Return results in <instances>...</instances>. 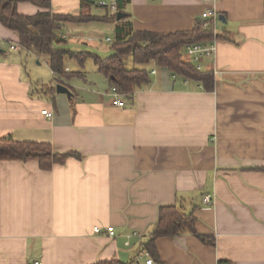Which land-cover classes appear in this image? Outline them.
I'll list each match as a JSON object with an SVG mask.
<instances>
[{
  "label": "crops",
  "instance_id": "0c3cea01",
  "mask_svg": "<svg viewBox=\"0 0 264 264\" xmlns=\"http://www.w3.org/2000/svg\"><path fill=\"white\" fill-rule=\"evenodd\" d=\"M51 4L54 14L105 18L63 24L65 44L90 49L112 43L104 32L116 37L127 23L176 33L192 31L206 11L223 16L216 53L200 62L214 72L215 91L151 63V84L122 95L119 107L97 66L92 76L59 80L47 58L23 50L0 23V137L75 155L49 171L35 161L0 162V264H147L160 209L181 201L196 208L197 232L215 244L190 234L159 239L162 264H264V0H130L123 14L132 17L116 22L99 2ZM18 11L44 10L21 3ZM28 55L49 68L47 83L39 71L29 75ZM36 82L54 91L33 95Z\"/></svg>",
  "mask_w": 264,
  "mask_h": 264
},
{
  "label": "trees",
  "instance_id": "16d2710c",
  "mask_svg": "<svg viewBox=\"0 0 264 264\" xmlns=\"http://www.w3.org/2000/svg\"><path fill=\"white\" fill-rule=\"evenodd\" d=\"M87 5L104 0H82ZM116 12L107 21H117V14L124 13L130 0H115ZM21 3H31L41 9L33 16L22 15L18 11ZM100 5V4H99ZM51 0H0V23L7 29L16 32L20 38V46L38 57L49 60V66L57 79H71L82 73L67 72V58L77 59L81 63L91 56L99 73L104 75L122 95L132 98L134 93L151 84L148 66L168 69L175 76L199 83L209 93L215 91V75L212 71L199 70L198 66L186 61L184 51L187 46L211 44L220 38L215 35L214 26L204 28L205 22L198 20L192 31L176 33H154L135 31L131 23L117 28L116 37L111 43L112 55L107 58L88 52H72L64 47L65 37L62 35L64 23L102 22L103 17L71 14H54L50 12ZM103 8L102 6H100ZM108 8V7H105ZM128 18L132 16L126 15ZM121 22V21H120ZM33 95L51 93L50 84L36 82ZM73 154L57 155L50 144L19 142L13 137H0V162L35 161L43 171H49L56 164H64ZM195 207L188 211L184 201L175 206L162 207L159 222L150 232V239L145 250L162 264L156 248V242L162 238H175L190 234L205 244H215L213 237L203 236L197 232ZM212 239V241L209 240ZM97 264H120L119 262H101Z\"/></svg>",
  "mask_w": 264,
  "mask_h": 264
},
{
  "label": "built area",
  "instance_id": "2783aa9c",
  "mask_svg": "<svg viewBox=\"0 0 264 264\" xmlns=\"http://www.w3.org/2000/svg\"><path fill=\"white\" fill-rule=\"evenodd\" d=\"M100 6L102 7H108L112 11H116V2L115 0L109 2L106 1H101L99 2ZM201 20L205 22L204 28H208L211 26V22L213 23L214 26V33L215 35L217 34V23L219 22V17L217 13L211 12V11H206L205 13L202 14ZM108 42H111L110 39H107ZM216 42H213L211 44H197V45H190L185 48L184 51V58L186 61L192 62L198 66L199 70H202L203 67L200 65L201 59L206 58V59H211L214 57L216 53ZM12 50H18L15 46L11 47ZM155 73V72H154ZM112 95L115 99V104L119 107H123L125 104L122 101L121 97L122 94L121 92L116 88H112ZM42 115L48 116V117H53V113L45 110L42 112ZM204 202L206 205H211L213 204V200L211 196H206L204 199ZM97 233H101L100 229H96ZM107 233L109 236L113 237L115 235V230L113 227L107 228ZM145 256L148 258L147 264H154V261L151 259L149 253H145Z\"/></svg>",
  "mask_w": 264,
  "mask_h": 264
},
{
  "label": "rangeland",
  "instance_id": "374dc122",
  "mask_svg": "<svg viewBox=\"0 0 264 264\" xmlns=\"http://www.w3.org/2000/svg\"><path fill=\"white\" fill-rule=\"evenodd\" d=\"M98 10L106 11V9H103V8H99ZM108 37L115 39L114 30L112 31L110 29L104 32V39ZM95 44H96V47L94 49H90L81 42L78 43V42H74L73 40L71 41L69 40L67 44H64V47L66 48L69 45L74 46L75 49L73 50L89 51V52H92L93 54H98V56H101V57H108L113 54L110 49L111 43L106 42V41H97ZM70 48H73V47H70ZM22 55L24 58L26 57V54L22 53ZM67 59H68L67 63H69V67L72 70V72H83V73H87V76H92L93 72L96 71V64L94 62V59L91 56L87 57L83 63H81L77 59H73L69 57ZM27 61L30 63V67H31L29 68V75H31L32 78H36L37 76L36 72L39 71V74L42 75L44 82L47 83L49 80V76H50L49 68L46 67L45 64H43L42 66H38L36 58H34V56L32 55H28Z\"/></svg>",
  "mask_w": 264,
  "mask_h": 264
},
{
  "label": "water",
  "instance_id": "95a60500",
  "mask_svg": "<svg viewBox=\"0 0 264 264\" xmlns=\"http://www.w3.org/2000/svg\"><path fill=\"white\" fill-rule=\"evenodd\" d=\"M126 15L125 14H123V13H118L117 14V20H121L122 18H124ZM221 21H224L225 22V19L223 18V16H220V18H219ZM61 91V90H60Z\"/></svg>",
  "mask_w": 264,
  "mask_h": 264
}]
</instances>
